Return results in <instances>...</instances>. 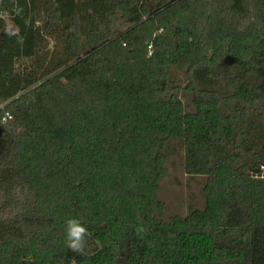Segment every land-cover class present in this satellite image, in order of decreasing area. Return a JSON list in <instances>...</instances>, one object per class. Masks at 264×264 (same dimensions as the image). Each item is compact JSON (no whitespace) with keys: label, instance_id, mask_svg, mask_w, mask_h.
I'll return each instance as SVG.
<instances>
[{"label":"trees","instance_id":"1","mask_svg":"<svg viewBox=\"0 0 264 264\" xmlns=\"http://www.w3.org/2000/svg\"><path fill=\"white\" fill-rule=\"evenodd\" d=\"M172 143L205 204L165 221ZM249 165L264 167V0H0V264H257Z\"/></svg>","mask_w":264,"mask_h":264},{"label":"rangeland","instance_id":"2","mask_svg":"<svg viewBox=\"0 0 264 264\" xmlns=\"http://www.w3.org/2000/svg\"><path fill=\"white\" fill-rule=\"evenodd\" d=\"M9 26H11L9 24ZM176 78L180 84H186L183 72H176ZM185 105L191 109L190 95H181ZM183 150L178 143H172L169 148V158L165 165L166 175L160 182L157 201L162 205V219L165 221L173 217H184L190 210H202L205 204L203 187L205 178L200 176L190 177L183 170ZM244 161V160H243ZM261 173L264 172L263 166ZM259 167L248 166L250 169ZM257 264H264V233L258 237Z\"/></svg>","mask_w":264,"mask_h":264},{"label":"clouds","instance_id":"3","mask_svg":"<svg viewBox=\"0 0 264 264\" xmlns=\"http://www.w3.org/2000/svg\"><path fill=\"white\" fill-rule=\"evenodd\" d=\"M88 232L78 221H70L66 229V245L73 251H82Z\"/></svg>","mask_w":264,"mask_h":264},{"label":"water","instance_id":"4","mask_svg":"<svg viewBox=\"0 0 264 264\" xmlns=\"http://www.w3.org/2000/svg\"><path fill=\"white\" fill-rule=\"evenodd\" d=\"M264 169V167H263ZM262 167H259L257 169H251L250 172L254 175H259L261 173ZM262 175H264V172L262 173Z\"/></svg>","mask_w":264,"mask_h":264},{"label":"built area","instance_id":"5","mask_svg":"<svg viewBox=\"0 0 264 264\" xmlns=\"http://www.w3.org/2000/svg\"><path fill=\"white\" fill-rule=\"evenodd\" d=\"M10 117L9 116H6L3 118V122H5L7 119H9Z\"/></svg>","mask_w":264,"mask_h":264}]
</instances>
